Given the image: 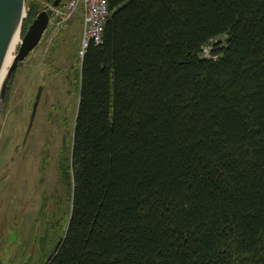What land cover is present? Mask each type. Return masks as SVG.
<instances>
[{
	"label": "trees",
	"instance_id": "1",
	"mask_svg": "<svg viewBox=\"0 0 264 264\" xmlns=\"http://www.w3.org/2000/svg\"><path fill=\"white\" fill-rule=\"evenodd\" d=\"M108 6L80 61L58 161L68 221L44 264H264V0Z\"/></svg>",
	"mask_w": 264,
	"mask_h": 264
},
{
	"label": "rangeland",
	"instance_id": "2",
	"mask_svg": "<svg viewBox=\"0 0 264 264\" xmlns=\"http://www.w3.org/2000/svg\"><path fill=\"white\" fill-rule=\"evenodd\" d=\"M49 1H41L46 10L51 6L64 11L71 0L57 1L56 6ZM50 20L7 87L0 125V264H44L68 221L58 161L72 149L81 13H50Z\"/></svg>",
	"mask_w": 264,
	"mask_h": 264
},
{
	"label": "water",
	"instance_id": "3",
	"mask_svg": "<svg viewBox=\"0 0 264 264\" xmlns=\"http://www.w3.org/2000/svg\"><path fill=\"white\" fill-rule=\"evenodd\" d=\"M25 0H0V73L10 42L17 29L20 30ZM56 6V2L53 3ZM50 22V12L41 10L29 23L21 39L16 55L0 84V125L7 87L17 65L35 49ZM41 89L37 92L33 104V113L39 101Z\"/></svg>",
	"mask_w": 264,
	"mask_h": 264
},
{
	"label": "built area",
	"instance_id": "4",
	"mask_svg": "<svg viewBox=\"0 0 264 264\" xmlns=\"http://www.w3.org/2000/svg\"><path fill=\"white\" fill-rule=\"evenodd\" d=\"M26 1L23 8L22 23L20 27V34L22 32L23 22L27 18L28 8ZM50 13L68 14L70 15L75 9L81 13L82 23V38L80 44V57L83 58L87 48L90 45L98 46L103 42V31L105 23L107 22L111 12L108 6V0H71L63 5V10L51 6L47 7ZM51 21V20H50ZM208 49H204V55H208Z\"/></svg>",
	"mask_w": 264,
	"mask_h": 264
},
{
	"label": "bare ground",
	"instance_id": "5",
	"mask_svg": "<svg viewBox=\"0 0 264 264\" xmlns=\"http://www.w3.org/2000/svg\"><path fill=\"white\" fill-rule=\"evenodd\" d=\"M19 35H20V31H19V29H17L12 40H11V42H10V45L8 47V50H7V53L5 56V60L3 62V66L1 69V73H0V84H1L2 80L4 79L11 62L13 61V58L16 54L17 47L19 46V44L21 42L22 38L20 39Z\"/></svg>",
	"mask_w": 264,
	"mask_h": 264
},
{
	"label": "flooded vegetation",
	"instance_id": "6",
	"mask_svg": "<svg viewBox=\"0 0 264 264\" xmlns=\"http://www.w3.org/2000/svg\"><path fill=\"white\" fill-rule=\"evenodd\" d=\"M38 104V103H37ZM34 113H35V110H34ZM33 112H32V116H33V114H34ZM29 127V126H28Z\"/></svg>",
	"mask_w": 264,
	"mask_h": 264
}]
</instances>
